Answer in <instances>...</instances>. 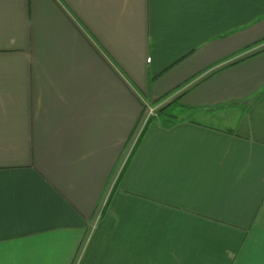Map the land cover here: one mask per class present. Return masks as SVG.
Instances as JSON below:
<instances>
[{"label":"crops","instance_id":"0c3cea01","mask_svg":"<svg viewBox=\"0 0 264 264\" xmlns=\"http://www.w3.org/2000/svg\"><path fill=\"white\" fill-rule=\"evenodd\" d=\"M263 40L264 0H0V264H264Z\"/></svg>","mask_w":264,"mask_h":264},{"label":"built area","instance_id":"2783aa9c","mask_svg":"<svg viewBox=\"0 0 264 264\" xmlns=\"http://www.w3.org/2000/svg\"><path fill=\"white\" fill-rule=\"evenodd\" d=\"M141 104L143 105V115L142 118L137 126V128L135 129V131L133 132V137L131 139L130 142V146L132 147L133 144L138 140L139 136L142 133V130L144 128V126L146 125V123L154 116H156V112L158 109L159 105H153L149 99H142L141 98ZM124 158V157H123ZM124 161V159L121 161V163ZM104 204H102L101 209L99 212H101L102 208H103Z\"/></svg>","mask_w":264,"mask_h":264},{"label":"trees","instance_id":"16d2710c","mask_svg":"<svg viewBox=\"0 0 264 264\" xmlns=\"http://www.w3.org/2000/svg\"><path fill=\"white\" fill-rule=\"evenodd\" d=\"M260 50L253 52V53H257ZM250 53L249 55L253 54ZM248 55V56H249ZM242 59V58H241ZM178 98H175L173 100H171L170 102L166 103L164 106H161L157 109V116L160 118V121L162 124H164L167 127L172 126V124H174L175 122V118L177 117L174 113V109L173 110H168L167 107L173 103H176L178 101ZM151 120V119H150ZM149 120V121H150Z\"/></svg>","mask_w":264,"mask_h":264},{"label":"rangeland","instance_id":"374dc122","mask_svg":"<svg viewBox=\"0 0 264 264\" xmlns=\"http://www.w3.org/2000/svg\"><path fill=\"white\" fill-rule=\"evenodd\" d=\"M264 43V40L262 42L257 43V46H260ZM237 106H233V107H229L230 109H227L228 111H231L233 113V117L237 116L238 113H242L244 111V107H242L241 103H237ZM232 106V105H231ZM175 108V111L177 110V108L175 107V105H169L167 107L168 110H173ZM156 116H157V112H156Z\"/></svg>","mask_w":264,"mask_h":264}]
</instances>
